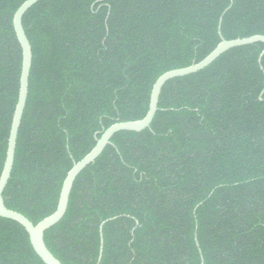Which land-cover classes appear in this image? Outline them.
<instances>
[{"label":"trees","instance_id":"obj_1","mask_svg":"<svg viewBox=\"0 0 264 264\" xmlns=\"http://www.w3.org/2000/svg\"><path fill=\"white\" fill-rule=\"evenodd\" d=\"M0 0V177L23 63ZM40 0L24 16L33 63L3 197L37 225L68 172L118 122L143 119L155 82L205 59L222 36L264 35V0ZM264 43L168 81L150 128L114 135L45 232L63 264H264ZM263 93V95H262ZM262 97V99H261ZM0 264H45L0 217Z\"/></svg>","mask_w":264,"mask_h":264},{"label":"water","instance_id":"obj_2","mask_svg":"<svg viewBox=\"0 0 264 264\" xmlns=\"http://www.w3.org/2000/svg\"><path fill=\"white\" fill-rule=\"evenodd\" d=\"M39 1L40 0L25 1L19 7V9L16 11L14 15V29L18 41L22 47L23 63H22L18 103L15 109L13 122L11 126L6 161L0 177V217L16 221L26 229V231L30 236L34 250L39 255V257L45 262V264H63L47 247L45 242V232L50 228H52L53 226H55L56 224H58L65 217L69 207L70 195L74 187V183L78 178V176L82 173V171L85 170L90 164L94 163L98 159V157H100V155L104 152L105 148L111 144V140L116 133L121 131L141 132L151 127L153 120L156 116V113L159 110L158 105H159L162 89L168 81L177 77H184L190 74H194L207 68L214 61H216L222 54H224L225 52H227L232 48L246 46L257 42L264 43V35H254L251 37L240 38L235 40H226L223 38L221 31V23L223 20V16H222L219 26V34L221 36V42L218 44V46L201 62L186 68L168 71L165 74H163L161 77H159L153 86L150 97L149 110L146 116L140 120L118 122L112 125L111 127H109L108 129H106L104 133L101 135V137L97 139V143L95 147L91 150V152L88 153L82 160L76 162L72 167V169L68 172L63 183V187L61 190L59 203L56 211L50 216L44 218L37 225H35L29 218H27L22 213L9 209L5 204L3 194L11 178V174L14 167L18 134L22 124V119L24 116V112L26 109L27 100L29 96V78L33 63L32 45L26 34L23 25V18L25 14ZM232 5H233V0H232V4L226 9L225 13L232 7ZM263 56H264V51L260 57V61ZM102 256H103V239H102L98 264H100ZM202 264L204 263L202 262Z\"/></svg>","mask_w":264,"mask_h":264}]
</instances>
